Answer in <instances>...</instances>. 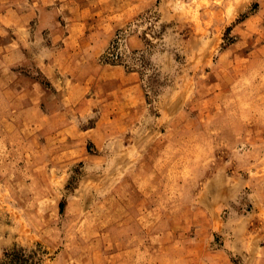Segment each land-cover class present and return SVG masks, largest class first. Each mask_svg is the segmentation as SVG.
I'll return each instance as SVG.
<instances>
[{"label": "rangeland", "instance_id": "obj_1", "mask_svg": "<svg viewBox=\"0 0 264 264\" xmlns=\"http://www.w3.org/2000/svg\"><path fill=\"white\" fill-rule=\"evenodd\" d=\"M148 3L101 57L143 82L123 152L47 114L73 5L0 0V264H264V0Z\"/></svg>", "mask_w": 264, "mask_h": 264}, {"label": "crops", "instance_id": "obj_2", "mask_svg": "<svg viewBox=\"0 0 264 264\" xmlns=\"http://www.w3.org/2000/svg\"><path fill=\"white\" fill-rule=\"evenodd\" d=\"M149 1L122 0L117 7L114 0H68L74 15L64 26L53 24L51 28L48 55L52 60L43 61V72L52 76L60 102L58 109L54 107L47 114L64 121L93 120L80 133L72 127L80 138L90 139L105 150L114 138V144L125 152L129 146L121 143L122 139L135 132L148 113L139 72L105 63L101 57L119 28L133 22ZM128 41L133 49L145 47L137 35Z\"/></svg>", "mask_w": 264, "mask_h": 264}]
</instances>
